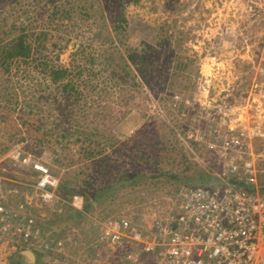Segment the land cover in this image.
<instances>
[{"label": "rangeland", "instance_id": "374dc122", "mask_svg": "<svg viewBox=\"0 0 264 264\" xmlns=\"http://www.w3.org/2000/svg\"><path fill=\"white\" fill-rule=\"evenodd\" d=\"M96 1L105 7L88 19L82 13L68 15L72 4L52 15L50 0H0L1 44L26 29L38 50L27 62L13 61L9 72L0 67L2 196L10 214L15 210L54 221L51 232L45 222L41 225L45 239L52 236L54 245L62 237L57 242H63L71 264H112L113 256L119 261L126 250L105 239L104 222L128 218L140 228L155 226L178 192L188 188L185 180L199 172L222 176L228 158L234 159L227 153H238L232 135L258 133L261 137L250 139L243 154L264 158V0H126L118 9L127 19L120 34L109 18L116 14L112 4L78 3ZM41 31L48 37L38 46ZM164 39L178 58L166 66L158 61L147 85L129 55ZM37 58L82 72L73 75L79 102L75 95L48 98L55 87L36 66ZM178 61L188 67L177 68ZM65 113L74 125H84L85 141L55 132L57 126L70 128ZM259 170L264 171V161ZM135 172L140 175L131 181L120 180ZM45 173L52 185L40 190ZM90 180L96 190L111 189L92 198ZM258 180L264 187V173ZM40 240L29 244L32 252L37 253ZM2 250L0 264H15L8 248ZM47 256L42 264H58L53 249Z\"/></svg>", "mask_w": 264, "mask_h": 264}, {"label": "built area", "instance_id": "2783aa9c", "mask_svg": "<svg viewBox=\"0 0 264 264\" xmlns=\"http://www.w3.org/2000/svg\"><path fill=\"white\" fill-rule=\"evenodd\" d=\"M246 134L231 136L238 153H227L234 159L228 158L231 163L218 175L221 181L211 188L181 189L152 228L134 226L128 218L106 220L105 239L126 250L119 261L113 256L112 264H264V187L258 180L264 173L259 170L264 158L243 154L250 139L261 136ZM39 178V189L48 190L53 178L47 173ZM2 194L0 188V253L8 248V257L21 255L42 237L38 249L42 255L49 257L47 252L53 249L58 264H71L63 242L48 243L38 217H23L15 210L10 214Z\"/></svg>", "mask_w": 264, "mask_h": 264}, {"label": "trees", "instance_id": "16d2710c", "mask_svg": "<svg viewBox=\"0 0 264 264\" xmlns=\"http://www.w3.org/2000/svg\"><path fill=\"white\" fill-rule=\"evenodd\" d=\"M52 3H54V11L52 12V15H55L57 13L60 12V10L63 8L62 5H69L72 4L71 6V10L67 9L66 11H68V15H74V13H82L83 16H85L86 18H92L95 17V15H97L99 12L98 11H103L105 6H102L100 3L96 2H88L90 5L88 6H84V4L80 5V3H78V0H74L75 3H73V0H68L65 2H61L58 3L59 0H50ZM133 1H137V0H133ZM106 3V7L109 8V4H112L111 6L116 8L115 11L113 13H116L115 15H110L109 18L112 20V24H113V29L116 31V34H120V31H125L126 30V25L127 24V19L124 17V13L121 11L118 12V9L120 10V8H124L126 0H105ZM65 9V8H64ZM96 10V11H95ZM98 10V11H97ZM103 15V19H107V16ZM104 25L105 28L107 30V24L104 21ZM141 27V26H140ZM142 28H146L148 29L150 32H152L153 29H151L150 27L147 26H142ZM16 28L13 27V30H15ZM161 30V34L163 33L162 31L165 30L164 27L160 28ZM26 29H20V34L18 36H16L15 38H13L12 40L8 41L6 44H1V40H0V67L4 68L5 71L9 72L10 69V64L15 61V60H22L23 62H27L28 59L34 58L33 56L35 55V52H37L38 50H34L33 48V44L30 40L31 35L29 33L26 32ZM108 31V30H107ZM119 31V32H118ZM154 32V31H153ZM160 35H156L157 39ZM168 36V35H167ZM48 37V33L41 31L38 34H36V39L35 41L40 42L38 46L42 45V43L45 41V39ZM110 37V34L108 33V38ZM107 38V40H108ZM167 39V38H166ZM164 39L163 41H161L163 44H161V42L158 44H150L148 43L147 48L142 50V53L138 56L135 55H129V59L132 60L134 62V66L137 67L142 75V78L144 80V83H146L147 85L150 84L149 78H147V76L149 74L152 73V70H154V66L158 63V61L162 62L165 64L164 66H166L168 63H170L172 60L178 58L177 57V53L175 51V48H173V46H170L168 44V40ZM106 42H103L102 45H104ZM112 43V42H110ZM55 47H57V44H54ZM113 44H110V46ZM169 45L168 48V54L165 55V51L167 46ZM37 55H39L37 53ZM118 56H119V52H118ZM93 57V56H92ZM120 58V57H119ZM42 58H37L34 62L37 63L36 66L39 67L41 69L42 72H44L45 74L49 75L48 78V82L51 83L52 85H54V91L50 92L48 94V98H54V101H57L59 99V97L62 94H66L68 96H70V98L72 97V95H75V101L79 102V97H80V91L78 86L74 83V77L80 75L82 72H77L76 74H74V72L72 73L69 69L67 68H62V67H57V66H50L47 59L41 60ZM91 63L94 62L95 58H90ZM167 63V64H166ZM178 65H176L177 68H183L186 69L188 67L187 64H183V62H177ZM143 69V70H142ZM145 71V72H143ZM145 73V74H144ZM147 73V75H146ZM161 83V82H159ZM46 98V97H45ZM64 118H67L70 123L71 126L70 128H63L60 126H57L55 129V132L62 138L65 139L66 137H73L75 138V141L77 142H82L85 141V137L87 136L86 132H85V128L84 125H79L73 124V119L70 120V116L67 115L66 113L63 114ZM62 128V129H61ZM68 130H70L68 132ZM86 135V136H85ZM91 155H94L96 152L93 150L90 152ZM144 155V154H142ZM140 174L135 172V175L133 177H130L129 175H123V177L120 179L121 181H131L130 179L135 178V176H139ZM165 175V174H164ZM221 179L216 177V176H207L206 173L203 172H199L198 174H196V176L193 177V180L189 181V179L185 180L183 182L184 185H189L188 187H194V186H203V187H214L215 185L218 184V182H220ZM88 184V189L90 191H99L100 193L103 192H108V190H110L111 188H98L99 190H96L95 186L92 184L91 180L90 182L86 183ZM96 192L93 193V197L92 198H96L95 195H98ZM64 196L65 195L63 194ZM70 198V197H68ZM91 203H87L86 204V210H89V208L91 207ZM71 219V218H70ZM73 221V219L71 220ZM54 221L50 220L48 221V223H45L47 225V232H51L52 229L49 226H53L55 224ZM54 228V227H53ZM44 230V228H43ZM63 231L61 233H57V235L59 236L60 234H62ZM53 234H56V232L53 231ZM51 238V237H50ZM58 240H62V237L59 236V238H57ZM21 264H24L23 261H21Z\"/></svg>", "mask_w": 264, "mask_h": 264}, {"label": "crops", "instance_id": "0c3cea01", "mask_svg": "<svg viewBox=\"0 0 264 264\" xmlns=\"http://www.w3.org/2000/svg\"><path fill=\"white\" fill-rule=\"evenodd\" d=\"M43 221V220H42ZM48 221H49V219L47 220L46 219V221H45V223H48ZM44 222V221H43ZM44 234H45V232H44ZM43 234V235H44ZM44 238H45V236H44ZM49 238L47 237L45 240H48ZM52 241H55V240H52V236H51V239H50V241L48 242V243H50V242H52ZM57 242V241H56ZM28 247H30V246H27V249L26 250H24L22 253H21V255H18V254H16V255H14L13 257H14V259H15V264H21V261H23V263L24 264H28L26 261H27V258H26V252L27 251H31ZM35 249V248H34ZM33 249V250H34ZM35 251H37V249H35ZM32 252V251H31ZM33 254H34V256H35V264H42L43 262V259H42V257H46V254H43L42 255V253L40 252V250H38L37 251V253H34V252H32ZM37 254H38V256H37ZM28 256V255H27ZM38 258H39V261H38Z\"/></svg>", "mask_w": 264, "mask_h": 264}, {"label": "water", "instance_id": "95a60500", "mask_svg": "<svg viewBox=\"0 0 264 264\" xmlns=\"http://www.w3.org/2000/svg\"><path fill=\"white\" fill-rule=\"evenodd\" d=\"M25 256L27 258V261L26 262L28 264H35V261H36L35 260V256H34V254L31 251H27Z\"/></svg>", "mask_w": 264, "mask_h": 264}]
</instances>
